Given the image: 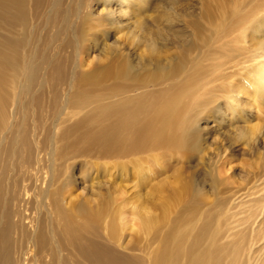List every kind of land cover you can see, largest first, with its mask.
Segmentation results:
<instances>
[{
	"label": "bare ground",
	"instance_id": "6f19581e",
	"mask_svg": "<svg viewBox=\"0 0 264 264\" xmlns=\"http://www.w3.org/2000/svg\"><path fill=\"white\" fill-rule=\"evenodd\" d=\"M147 4L0 0V264H264L258 139L247 148L256 160L239 172L223 149L209 162L204 188L184 181L178 167V159L205 161L202 119L211 111L226 119L222 102L241 106L225 84L205 89L215 79L202 67L200 43L211 46L238 27L252 41L261 39L264 16L242 12L238 3L232 10L224 2L207 5L203 21L190 22L191 40L166 26L183 51L167 59L157 57L168 45L162 27L153 30L138 19L141 32H133L131 44L138 38L156 49L141 59L120 54L118 30L109 35L101 23L100 37L112 36L114 55L105 64L95 54L93 60L96 38L86 26L98 6L109 16L102 22L118 29ZM249 53L256 63L247 68V82L264 100V42ZM256 109L241 115L242 123ZM230 112L229 121L239 114Z\"/></svg>",
	"mask_w": 264,
	"mask_h": 264
},
{
	"label": "rangeland",
	"instance_id": "374dc122",
	"mask_svg": "<svg viewBox=\"0 0 264 264\" xmlns=\"http://www.w3.org/2000/svg\"><path fill=\"white\" fill-rule=\"evenodd\" d=\"M147 1H148V4L145 6L146 9L145 8H141L139 10V15L134 16L135 19L137 18L136 21L133 18H131V21H128L127 24H126V22L121 21L119 23L118 29L109 27L108 22H106L104 20H103L104 22H102V18L103 19H108L109 16L105 17V15H102L103 13L101 11V7L100 6H98L96 11L94 10L95 12L93 11L94 13H93L92 17L94 18V20L92 22L90 21L89 25L86 26V29H90L92 27L91 28L92 32L90 33V30H89V32H88V30H86V32H87L86 36H89L88 34L90 33L92 37L96 38V42H95L96 45L94 46V51H93L91 57H94L96 55L98 57L97 61H98L99 64H105L114 55V51H112V49H111V46H113V42H114V39L112 38V36H107L106 35V36H103L102 38L100 37V31H99L100 26L99 25L101 23H102L101 25L106 24V27L103 28L101 26V28H102V30L104 32H107L109 35H112L114 30H118V32H119L118 35L120 34L119 36H120V40H121L120 43L118 44L119 45L118 46L119 53L120 54H126L127 53V54L131 55L132 58L137 57V55L140 52V50L142 49V47L144 48L143 43L141 42V40L137 41L138 38H136V40L134 42L135 46L133 44H131L133 35L135 33L139 34L141 32V30L138 28L140 26V23H139L140 21L146 23V26H149L153 30L154 29L156 30V28L161 29L160 27H162V30L164 29V33H165V28H167L170 25H168L165 22V16H164L165 11L164 10L167 9L169 6H173V4H171L173 0H147ZM263 1L264 0H251V1L250 0H236V1L235 0H204V1L203 0H180V3L179 4H174V6L177 5L176 7H179V9H182V8L184 9L183 13L186 14L185 15V19L183 20V22H181L179 24H176V25H172V26L174 27V29L179 28L177 30L182 32L183 35H182L181 39L185 38L186 40H189V39L191 40L192 35L194 33V30H193L194 27L192 26V24L190 22L193 21V20H198V21L202 22L203 20L199 16L201 15L202 11L205 9V7L207 5L213 4L214 6L215 5L217 6V4L219 2H224L227 5L226 7H228V10H230V9L232 10L233 8L236 7V4L238 3L237 5H240V7L243 10L242 12H247L248 11L251 14H254V15H251V16L262 17V16H264V6H263L264 2ZM260 2H261V4H260ZM150 3H151V5H150V8H149V4ZM157 5H162V7L158 9ZM201 5H203V7ZM73 7L76 8V5H73ZM255 7H257V8H255ZM253 8L256 9V10L254 11ZM91 9H93V8H91ZM143 10H145V11H143ZM258 12H259V14H258ZM162 13H164V14H162ZM99 15H101V16H99ZM93 18H90V19H93ZM95 18L98 19V20H95ZM99 19H101V20H99ZM90 23H92V25ZM97 23H99V24H97ZM175 27H177V28H175ZM185 27H188V28H185ZM119 28H120V31H119ZM96 29H97V31H96ZM236 30H239L240 32H237V33L234 32ZM93 31H94V33H93ZM231 31L232 32H230V34H231L230 37H229L230 34L226 35L228 38L224 35L222 37H219L218 39L215 38V41L212 40L210 42V44H212V42H213L212 45H213L214 48H211L212 45L208 46L206 43H205V45L200 43V50L201 51L204 50L205 54H206V55L202 56L201 64L204 61L203 62L204 64H202V67L206 68V70L208 68L209 69L211 68V70L208 71L209 75L213 74L212 77H213V79L216 80V81L214 80L211 84L209 83L207 85L209 87L206 86L205 89L206 90H208V89L209 90L210 89H217L218 87L221 88V86H218V85H224L225 84L226 88L232 94H234V96H237V95L240 96L238 99H239V103H240L241 106H238V107L237 106H234V107L231 106L232 107L231 108V107L227 106V104L225 102H222L221 106L224 107V109H223L224 113H225V115H227L226 119L225 118L224 119H218L217 116L214 115V112H212V111L208 115V118H204L205 120L202 119L201 123H206V127L204 129V135H205L204 136V138H205L204 146L207 148V149L205 148L206 154H205V161H203V163H197V161L193 160V161H190L189 164H187L188 165L187 166L183 161H181V159H178V167H179V169L181 171V176L185 177L184 181H185V179H186V181H191V182L195 180V181H197V182L202 184V188H204L206 186V183H207L208 172L210 170V167H208L209 162H214L215 160H217L218 156L224 153L223 149L226 150V152H228V154L231 152V156L232 157L230 159L232 160L231 164L234 167L233 169H234L235 172H239V170L241 169V167L243 165L242 163H246V162L248 163V162H251V161H253L255 159V157H256L255 154L248 152V149H244L242 147V145H234V142L232 140V137L235 135V132L233 131V129H236L238 127H242L243 125H245L244 123H242L243 118H241V115H245L246 113H249V108L254 109V107L255 108L258 107V110L256 109V112L258 111L259 113L257 112L258 113L257 114L256 112H254L255 114H253L254 116L252 115V118H251L252 120L250 119L251 121L249 123H247V124H251L253 122L255 123L257 121L262 123V124H264V109H263L264 108V100L261 99L257 95L256 96L253 95V94H255V92L257 90L255 92H253L250 89L249 84L247 82V80L249 78H248L247 72H246L249 69V67L254 66L252 64L256 63V62H254L252 60V57L249 56L250 55L249 51L252 52V49L258 48L260 46V44L262 42H264V33H263V35H262V33L259 34V36H262L261 39L257 38V39L252 41L250 39V37H249L250 36V31L249 30L247 31V28L238 27V28H234ZM133 32H135V33L133 34ZM169 32L170 31H168V34L165 33L163 35V37H166L164 39V42L168 41L167 43H165V44H168V45L166 46V48L164 47L159 54H157V57L160 58V59H167L168 57H172L173 55L175 56V54H177V55L179 54L180 55L183 52V51H180V49L177 47L178 46V37L173 35L171 32L169 34ZM188 33H189V35H188ZM241 33H243V35ZM236 34H238V36H236ZM246 35H248V36H246ZM169 36H170V38H167ZM171 37L172 38L174 37V38L172 39ZM239 38H241V39H239ZM231 39L234 40V41H232ZM170 40H172V41H170ZM228 40H230V43L228 42ZM247 40H249V41L247 42ZM128 41H129V43H128ZM225 41H226V44L229 43V47H228V45L225 44ZM257 41H258V43H257ZM169 42H170V44H169ZM197 43H198V41H197ZM221 43L224 44V46ZM109 44H110V46H109ZM121 44H122V46H121ZM216 44H218L217 47H215ZM231 44H233V45L231 46ZM243 45H245L244 46L245 48H243ZM106 46H108V47H106ZM168 46H169V48H167ZM233 46H237V47H233ZM174 47H177V48H174ZM208 47H209V49H211L210 51H209ZM171 48H173L174 50H172ZM224 48L225 49L227 48L228 50H225ZM105 49H108V50H105ZM109 49H111V52H109L110 51ZM167 49H169L168 52H167ZM234 49L235 50L238 49L237 50L238 52L235 51ZM66 50H68V48ZM219 50H220L221 53L220 52L217 53V51H219ZM222 50H223L224 53L222 52ZM68 51H70V48H69ZM123 51L126 52V53H124ZM131 51H133V52H131ZM177 51H180V52L178 53ZM215 51H216L217 54L214 53ZM239 51H241L242 53L239 52ZM112 52H113V54H112ZM227 52H231L232 54L231 53L229 54ZM212 53L216 54V55H213ZM233 53L236 54V57H235V55ZM65 54L66 55L68 54L69 56H71V57H69L67 55V58L69 59L68 62L70 63V60H72V54L70 52L66 53V51H65ZM221 54H223V55H221ZM231 55H233V56H231ZM241 55L243 57H241ZM96 56L93 58V60L97 59ZM227 56H229L230 58L227 57ZM101 57L103 58V60H102ZM233 57H235V59ZM238 57H239V60H240V61H238V64L233 63L232 61L238 60ZM250 58H251L252 61L250 60ZM105 60H106V62H105ZM99 61H101V62H99ZM223 61L225 63H227V61H228V63L226 65H221V64L224 63ZM215 63H216V65H215ZM201 64H199L200 67H201ZM233 64H235V65H233ZM244 64H246V65H244ZM203 65H205V67ZM219 65H221L222 67H218ZM237 65H238V67L240 65H242V66H240L239 67L240 69H239L237 67ZM217 68H219V69H217ZM237 68H238V70H237ZM226 69H228V70H226ZM230 69H231V71H230ZM212 70H214V71H212ZM214 73L216 74L215 76H214ZM228 74H229V76H228ZM210 76L208 78H211ZM216 76H218V77H216ZM217 78H219V79H217ZM213 79H211V80H213ZM218 81H220V82H218ZM242 81H243L244 84H242ZM243 85H244V87H242ZM236 86H237V89H236ZM240 87H242V89ZM245 87H246V91L243 90V89H245ZM247 92H249L248 93V94H250L249 96H248ZM240 93H241V95H240ZM262 100H263V102H262ZM234 108H236V110L239 111V114H238V116H235L231 121H229V118L232 115L230 110H232ZM260 112H262V113H260ZM228 122H230L231 124L228 123ZM263 138L264 137H262V139ZM260 139L261 138H258V141L260 142V143L258 142L259 152H264V145H263L264 142H262ZM259 152L257 153V156L260 155ZM207 156H208V159H207ZM167 160L168 159L166 158L165 161L167 162ZM169 163H171V160L169 161Z\"/></svg>",
	"mask_w": 264,
	"mask_h": 264
},
{
	"label": "clouds",
	"instance_id": "9594fccd",
	"mask_svg": "<svg viewBox=\"0 0 264 264\" xmlns=\"http://www.w3.org/2000/svg\"><path fill=\"white\" fill-rule=\"evenodd\" d=\"M174 3L179 4L180 0H174ZM157 7L159 9L162 5H157ZM184 19L185 15L178 7L169 6L165 9V22L168 25L179 24ZM155 54L156 49L154 45L151 48H142L138 53L141 59ZM233 131L235 132V135L232 137L234 145H242L244 149H247L251 144H256L258 138L264 137V124L257 121L255 123L245 124L242 127L233 129Z\"/></svg>",
	"mask_w": 264,
	"mask_h": 264
}]
</instances>
